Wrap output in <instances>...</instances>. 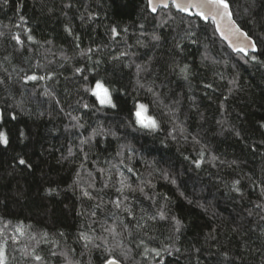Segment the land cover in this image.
<instances>
[{"label":"trees","instance_id":"trees-1","mask_svg":"<svg viewBox=\"0 0 264 264\" xmlns=\"http://www.w3.org/2000/svg\"><path fill=\"white\" fill-rule=\"evenodd\" d=\"M226 2L253 53L148 0H0V264H264V0Z\"/></svg>","mask_w":264,"mask_h":264},{"label":"snow or ice","instance_id":"snow-or-ice-1","mask_svg":"<svg viewBox=\"0 0 264 264\" xmlns=\"http://www.w3.org/2000/svg\"><path fill=\"white\" fill-rule=\"evenodd\" d=\"M202 2L204 4V6L207 7V9H208L207 13L198 12L196 14L199 15L201 17V19H206L207 16H212L214 21L216 20V18H219L222 20L225 16H227L229 18L230 27H227L225 30L226 36L229 39H233V40L237 41V43L234 45V47L237 51H244V48H245L244 42L242 40H240V37L243 36L244 39L247 40L248 39L247 34L242 32L241 29L235 24V22L231 20V12L229 11V4L226 2V0H202ZM149 6L153 12L156 11V5L153 4V0H149ZM163 6L168 7V5L166 3ZM176 7L181 11H185L187 7L199 8V7H201V3H192L189 5H184V4L178 3V4H176ZM113 31L115 32V29H113ZM154 39H158V37H154ZM251 46H252L253 50L255 51L256 50L255 44L253 43ZM245 54H247V53H245ZM253 59H256V57H253ZM28 79L29 80H36L37 77L36 76H30V77H28ZM41 79H43V77H41ZM96 88L97 89H101V88L103 89L102 95L97 91H94V90L92 91V94L97 96L99 103L102 106H107V107H111V108L117 107V105L113 102L112 97L109 94V91L107 88H104L103 85H101L99 83H97ZM85 107H87V105H85ZM141 111H143L144 113L147 112V109L142 104L138 106V109L136 112L137 123H139L141 127L149 128L150 130H155L158 127L157 122L154 119H152L151 117H148L147 115H145L143 118H141ZM21 135H23V134H21ZM8 143H9V140H8L7 135L0 132V144L7 146ZM18 163L20 165H24V166H27L29 168L31 167V165L28 164L23 158H20ZM85 195H88V194L85 193ZM157 255H159V253H157ZM105 264H118V261H116L114 259H108L105 261Z\"/></svg>","mask_w":264,"mask_h":264},{"label":"water","instance_id":"water-1","mask_svg":"<svg viewBox=\"0 0 264 264\" xmlns=\"http://www.w3.org/2000/svg\"><path fill=\"white\" fill-rule=\"evenodd\" d=\"M165 3L168 5V7L173 6L174 9L179 11V12L193 13L196 16H199L196 13H198V12L207 13V10H208L207 7L204 6L202 0H153V4L156 5V11L159 9L167 10L168 7L163 6ZM178 3L184 4V5H189L192 3H201V7H199V8L187 7L185 11H181L176 7V4H178ZM148 4H149V0H148ZM149 8H150V6H149ZM204 20L211 22L214 25V29H215L217 36L225 44V46L229 49V51H231L232 53H236V52L253 53L254 52V50L251 46L253 44V42L249 38L247 40H245L243 36L240 37V40H242L244 42V46H245L244 51H237L235 49L234 45L237 43V41L227 38L226 33H225L226 28L230 27L229 18L227 16H225L222 20L219 18H216L215 21H214L212 16H207V18ZM231 20L233 21L232 17H231Z\"/></svg>","mask_w":264,"mask_h":264},{"label":"rangeland","instance_id":"rangeland-1","mask_svg":"<svg viewBox=\"0 0 264 264\" xmlns=\"http://www.w3.org/2000/svg\"><path fill=\"white\" fill-rule=\"evenodd\" d=\"M97 92H99L102 95L103 94V89H97Z\"/></svg>","mask_w":264,"mask_h":264}]
</instances>
